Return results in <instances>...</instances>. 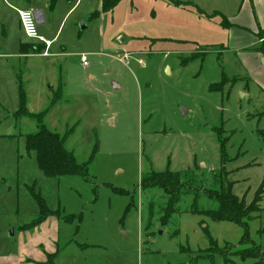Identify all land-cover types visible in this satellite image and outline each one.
Returning <instances> with one entry per match:
<instances>
[{
  "label": "rangeland",
  "instance_id": "rangeland-1",
  "mask_svg": "<svg viewBox=\"0 0 264 264\" xmlns=\"http://www.w3.org/2000/svg\"><path fill=\"white\" fill-rule=\"evenodd\" d=\"M76 1L60 3L39 35L49 41L58 9ZM172 1L183 4L121 0L95 20L100 0L79 1L50 55L36 53L49 59H31L29 70L47 82L72 53L87 54L88 67L73 68L92 73L90 92L69 86L54 106L47 90L39 106L26 95L27 109L43 112L45 128L87 164L86 178H46L25 149L37 122L15 125L18 105H0V264L53 254L50 264H263L238 256L250 246L264 254V193L248 210L264 183L263 76H251L255 57L235 50L228 24L240 0ZM124 53L134 58L128 65L117 60ZM29 70L20 68L25 78ZM174 176L180 185L167 188ZM229 188L242 202L241 226L206 215ZM38 198L53 217L23 231L40 215Z\"/></svg>",
  "mask_w": 264,
  "mask_h": 264
},
{
  "label": "crops",
  "instance_id": "crops-1",
  "mask_svg": "<svg viewBox=\"0 0 264 264\" xmlns=\"http://www.w3.org/2000/svg\"><path fill=\"white\" fill-rule=\"evenodd\" d=\"M63 1L65 0H57L56 5L53 6L54 0H0V105L3 104L5 108L6 102L9 103L10 108L13 111L16 110L17 105L19 108V83L24 86L25 95L30 94L29 105L32 106H39L41 104L42 97H44L42 94L46 92V90V96L53 93L54 99L52 100V106H54L57 102L64 101L62 94L67 91L69 86H72L73 89L80 93L82 92V88H84L87 93L92 89L90 83L92 73H88L85 76L79 75L74 72L73 68L74 64H81L82 67H88V65L83 66L82 64V57H85L87 61V54L80 52L78 54L72 53V57L71 55L68 56L64 45H59V56L63 57L67 55L68 59H70V61L67 62L69 67L67 65L64 74L61 72V75L59 76L53 75L49 81L46 82L43 74L37 76L34 71L29 70V67L32 64L31 59L41 58L42 60H46L49 59V57L43 58L34 52V49L41 44L28 40L25 37L19 25L16 10L33 11L38 26H44L55 20L53 12ZM79 1L82 0H77L74 5L64 7L62 10L61 8L58 9L60 10L57 11V15H59V25L56 33L52 35L49 41L47 40L51 43L47 51L48 55H50V50L60 38L58 37L60 28L64 27L66 22L79 8V6L77 8ZM236 4V11H234L231 21L228 24L231 26L232 31H235L233 35V40L237 42V44H235V50L246 51L247 53L244 54L245 56L249 55L251 58L255 57V59L253 58L255 61L250 67V73L252 77H259V73H262L260 76H263V83L261 79H258L257 83L264 88V58L258 50L264 45V0H240L239 2H236ZM100 6L101 0L99 2V8L92 14L90 13V19L95 20L100 17ZM96 12L99 13L97 17L93 16ZM85 14L86 12L83 15H80L77 21H75V24L77 25L79 22L82 23L79 33L88 28L83 24V21L86 18ZM260 32L262 33L261 39L257 37ZM241 40L244 42L240 43ZM250 49L254 51H250ZM21 66L25 69L28 67L29 71L25 72L26 78L20 71ZM114 88L117 89L119 87L114 84ZM31 93H34V95L31 96ZM55 95H58V97ZM76 97H79V95ZM15 112L12 114V119H14V121H16L14 116ZM29 113L32 112L29 110ZM7 117H9V115H6V118ZM14 124L16 125L17 121L14 122ZM47 221H49V219L45 222ZM23 259L24 258L22 257L21 262Z\"/></svg>",
  "mask_w": 264,
  "mask_h": 264
},
{
  "label": "trees",
  "instance_id": "trees-1",
  "mask_svg": "<svg viewBox=\"0 0 264 264\" xmlns=\"http://www.w3.org/2000/svg\"><path fill=\"white\" fill-rule=\"evenodd\" d=\"M121 0H101L100 13L110 12ZM174 5L180 6L183 3L178 1L168 0ZM98 12L93 14V16L97 17ZM258 38L261 39L262 33H258ZM44 46L40 45L36 47L35 53L43 52ZM259 53L264 58V45L259 49ZM43 112L38 114L29 113L26 107V95L25 90L23 89V85L19 83V108L14 113L16 119H20L21 117H29L34 119L37 122V132L34 134H29L25 136V149L28 153L33 152L35 154V160L38 166V169L46 178H59V177H81L86 178L87 176V164H78L73 157L72 153L68 152L64 148V140L59 137L57 134L48 131L42 123ZM264 136V130L261 132ZM168 168V167H167ZM165 170H168V169ZM165 175L168 177L172 176L170 172H165ZM173 182L177 185L179 184L178 178L174 176L172 180L168 179V182L165 185H168L167 188L173 184ZM163 187V186H159ZM165 192H167L165 190ZM164 192V193H165ZM264 193V183L261 184L260 188L257 190L254 199L252 200L248 210L252 209V205H256L260 202V198ZM221 194V195H219ZM217 195L216 201L218 202V208L215 211H208L206 215L210 216L212 219L216 221H229L241 226V206L242 202H237L236 196H234L230 188L227 191L222 190L221 193ZM37 204L40 208V215L38 218L32 220L26 226H22V230L33 229L44 223L48 218L53 217V213L50 212L44 201L38 198ZM243 216V214H241ZM244 233L247 234V228L245 227ZM246 236V235H245ZM248 236V235H247ZM249 238V237H247ZM249 243V241H248ZM247 243V244H248ZM54 256L49 255L47 257V262L42 264H50L53 260ZM238 256L243 260H256L264 264V254L261 253L259 247H252L240 251Z\"/></svg>",
  "mask_w": 264,
  "mask_h": 264
},
{
  "label": "built area",
  "instance_id": "built-area-1",
  "mask_svg": "<svg viewBox=\"0 0 264 264\" xmlns=\"http://www.w3.org/2000/svg\"><path fill=\"white\" fill-rule=\"evenodd\" d=\"M16 12L18 15L19 25L25 37L28 40H31L33 42L43 45L44 52L42 55L46 56L48 54L47 51L51 43L39 35L38 27H37L38 24H37V20H36L34 12L31 10H16ZM132 59L134 58L132 54L130 53H124L117 58L118 62L125 64V65H128L129 61ZM137 62L141 63L140 61H137ZM82 63H83V66H86L87 63H86L85 57H82Z\"/></svg>",
  "mask_w": 264,
  "mask_h": 264
}]
</instances>
